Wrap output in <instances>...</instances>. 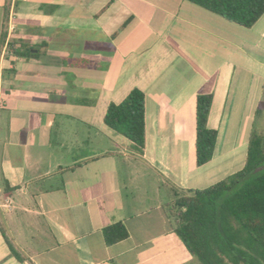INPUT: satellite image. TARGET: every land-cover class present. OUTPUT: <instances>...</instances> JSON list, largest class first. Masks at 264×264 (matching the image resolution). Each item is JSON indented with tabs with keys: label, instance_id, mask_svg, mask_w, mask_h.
Masks as SVG:
<instances>
[{
	"label": "crops",
	"instance_id": "obj_1",
	"mask_svg": "<svg viewBox=\"0 0 264 264\" xmlns=\"http://www.w3.org/2000/svg\"><path fill=\"white\" fill-rule=\"evenodd\" d=\"M254 62L264 13L244 28L185 0H0V264H188L173 199L150 191L143 205L148 184L203 189L216 150H246L264 80ZM133 88L141 154L103 122ZM200 92L217 137L197 167ZM118 222L127 238L106 245Z\"/></svg>",
	"mask_w": 264,
	"mask_h": 264
},
{
	"label": "trees",
	"instance_id": "obj_2",
	"mask_svg": "<svg viewBox=\"0 0 264 264\" xmlns=\"http://www.w3.org/2000/svg\"><path fill=\"white\" fill-rule=\"evenodd\" d=\"M185 1L244 28H250L264 13V0ZM15 54L32 55L28 49ZM210 102V93L196 95L194 163L197 167L210 161L217 137V131L206 126ZM255 121L245 161L239 170L203 189L176 195L166 205L172 231L191 257L188 264H264V132L256 131ZM103 122L128 140L134 152H143L145 119L141 90L133 88L122 101L110 103ZM127 236L119 222L102 230L106 245Z\"/></svg>",
	"mask_w": 264,
	"mask_h": 264
},
{
	"label": "rangeland",
	"instance_id": "obj_3",
	"mask_svg": "<svg viewBox=\"0 0 264 264\" xmlns=\"http://www.w3.org/2000/svg\"><path fill=\"white\" fill-rule=\"evenodd\" d=\"M254 55H257V53L255 52ZM255 60V58H254ZM253 70L255 72H261V77L264 79V67H259L255 62L253 64ZM263 89L260 92L261 93V100L258 106L259 109V114L256 116H254V120L256 119L255 123H256V131L258 133H263L264 132V80H263ZM245 157H246V150L241 149V150H237V151H221V150H216V159L214 161H212L211 163H208L209 165H207V167H205V169H208V171L210 169H215L216 168V172L214 174L211 175L212 179H216L217 181H220L222 179H224V175H230L233 172L239 170L245 161ZM228 158H231V161L229 162L228 165L223 164L224 160H228ZM216 165V166H215ZM210 179V178H209ZM141 182L137 181V185H139ZM149 190H148V194H149V198L144 200L145 203H143V205H146L148 203H153L155 201L156 198H154L151 194L153 192L150 191H156L160 197H172V199H174V197L176 195H183V194H188L189 189L186 188H179V189H173L172 191L170 189H167L164 186H160L158 188H154L153 187V183L152 181L149 182L148 184ZM147 184L144 187H148ZM143 190L137 191L134 190V195L137 196V194H140L142 196L144 195ZM164 198V199H166Z\"/></svg>",
	"mask_w": 264,
	"mask_h": 264
},
{
	"label": "built area",
	"instance_id": "obj_4",
	"mask_svg": "<svg viewBox=\"0 0 264 264\" xmlns=\"http://www.w3.org/2000/svg\"><path fill=\"white\" fill-rule=\"evenodd\" d=\"M10 27V26H9ZM10 29H11V27H10Z\"/></svg>",
	"mask_w": 264,
	"mask_h": 264
}]
</instances>
